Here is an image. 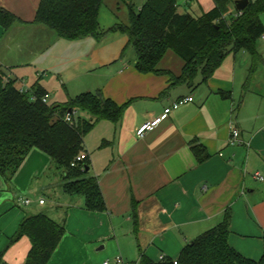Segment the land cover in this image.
<instances>
[{"label":"crops","instance_id":"1","mask_svg":"<svg viewBox=\"0 0 264 264\" xmlns=\"http://www.w3.org/2000/svg\"><path fill=\"white\" fill-rule=\"evenodd\" d=\"M39 2L0 0V8L17 19L7 29L0 26L5 79L21 92L38 83L50 104L90 92L93 86L85 78L100 72L104 80L96 91L124 111L115 124L98 122L91 130L95 144L84 143L104 212L87 211L83 197L65 194L60 171L37 149L26 156L10 187L0 177V264H24L29 239L13 244L9 239L25 216L39 213L65 229L48 264H118L117 257L122 264H139L142 254L152 261L161 255L176 259L226 211L229 246L259 260L264 255V181L253 174L264 177V81L248 85L250 55L243 50L229 54L205 83L197 76L193 84L170 86V76H178L183 63L172 67L169 57L157 66L163 74L139 73L135 52L126 58L127 38L126 43L107 39L116 35L99 41L61 39L33 23ZM127 3L133 7V0ZM213 7L212 0H200L190 13ZM235 11L233 3L229 13ZM256 48L264 62V40ZM185 97L193 101L164 116V109ZM159 117L152 131L137 138L139 127ZM231 123L239 130V144H229ZM192 141L203 149L202 161L193 154ZM23 199L30 204L22 205Z\"/></svg>","mask_w":264,"mask_h":264},{"label":"trees","instance_id":"2","mask_svg":"<svg viewBox=\"0 0 264 264\" xmlns=\"http://www.w3.org/2000/svg\"><path fill=\"white\" fill-rule=\"evenodd\" d=\"M212 1L214 7L200 15L179 12L177 0H147L137 14L128 5V24L116 23L103 31L98 24L102 0H40L33 23L67 41L86 37L99 41L109 32H119L134 49L139 73L163 74L157 66L170 51L183 63L180 74L170 76V86L193 84L197 76L205 83L229 54L241 50L250 55L252 69L259 59L256 43L264 34L260 20L264 0H248L246 8L235 14L229 13V7L236 0ZM16 21L14 15L0 8V26L7 29ZM5 78L6 70L0 65V177L10 187L26 156L37 149L60 171L65 194L83 197L87 211L104 212L98 180L89 175L88 158L72 164L85 152V136L98 122L117 123L124 106L100 91L81 93L63 103H44L46 92L38 83L21 92L14 81ZM73 112L72 123H67L65 116ZM77 112L86 113L88 120L76 118ZM191 150L198 161L205 157L200 156L203 149L194 141ZM229 221L226 211L218 225L184 246L176 259L152 261L142 254L139 264H264V255L254 261L229 246ZM64 233L63 223L39 213L22 219L9 244L27 237L30 249L24 264H48Z\"/></svg>","mask_w":264,"mask_h":264},{"label":"rangeland","instance_id":"3","mask_svg":"<svg viewBox=\"0 0 264 264\" xmlns=\"http://www.w3.org/2000/svg\"><path fill=\"white\" fill-rule=\"evenodd\" d=\"M146 1L147 0H133L132 11L135 14H137L140 6H142ZM197 1L199 2L200 0H189L190 5L188 6L186 4L188 2V0H177L178 11L181 13H183L185 11H187V12L195 11L196 12L198 9V2ZM260 20H261L262 24L264 25V13L261 14ZM116 23H121L124 25L128 24V3H127V0H124V1L123 0H102L101 5L99 7V11H98L99 27L103 31H107L108 29L113 27ZM109 35H116V36H109ZM108 36H109V38H107V39H114V37H118V39L123 40L126 43V37H124L123 34H121L119 32H109V33L105 34L104 37H108ZM261 41L262 40L260 39L257 41V43L259 44ZM127 51L128 52H126V58H129V53H131V51L134 53V49L128 45ZM169 57H173V59H174L173 61H170V62H172V65H171L172 67H176L177 63H182V61L175 54H173L170 51L167 52V54L163 58L162 63L167 64L169 62ZM101 75L102 74L100 72H98L96 74V76L89 75L85 78V80H87L86 82H90L91 86H93V88L91 90H89L91 93L97 92L96 88H99V89L101 88L100 85H98V83H101L104 80ZM247 76L249 78V79H246V80H248V85L250 84L251 81L253 83L256 82V84L259 83L260 81H264V62L257 59L255 61L254 65L252 66V69H251V66L248 69ZM76 118L83 120V119H86V115H84L82 112H77ZM87 141H89L90 144H95L93 131L92 132L90 131L86 135L84 143H87ZM47 205L48 206L52 205V201L48 200ZM107 262L108 261H106V263Z\"/></svg>","mask_w":264,"mask_h":264},{"label":"built area","instance_id":"4","mask_svg":"<svg viewBox=\"0 0 264 264\" xmlns=\"http://www.w3.org/2000/svg\"><path fill=\"white\" fill-rule=\"evenodd\" d=\"M261 40H264V34L261 35L260 37ZM47 99H48V95L45 94L43 97H42V102L44 103H47ZM193 101V99L191 97H185V98H180L178 100H176L175 102H173L169 107H167L166 109H164L163 113H164V116L168 115L169 113H171V111L173 110H176L178 109L179 107L183 106V105H186V104H189ZM74 116V112L73 113H69L65 116V121L67 123H72V117ZM161 117L159 118H156L154 119L153 121L149 122V123H145L144 125H142L141 127H139L137 130H136V136L137 138L141 139L143 138L145 132L147 131H152L156 126L157 124L161 121ZM229 130H230V139H229V144L230 145H235V144H239L240 141H239V130L231 123L230 126H229ZM87 159V154L86 152H82L81 154H79L76 159H75V162L72 164V166H74L75 163H78V162H82L84 160ZM253 178L257 181H260V182H263L264 181V177L256 172L253 174ZM22 205H29L30 204V201L28 199H23L22 202H21ZM38 204L39 205H43L44 204V200L43 199H40L38 201ZM164 259V256L161 255L159 256V261L163 260ZM116 263L118 264H122V259L120 257H117L115 260H114ZM174 264H176V261L173 262ZM107 264V263H105Z\"/></svg>","mask_w":264,"mask_h":264},{"label":"water","instance_id":"5","mask_svg":"<svg viewBox=\"0 0 264 264\" xmlns=\"http://www.w3.org/2000/svg\"><path fill=\"white\" fill-rule=\"evenodd\" d=\"M247 4H248V0H236L234 1L235 10L241 12L246 8Z\"/></svg>","mask_w":264,"mask_h":264}]
</instances>
